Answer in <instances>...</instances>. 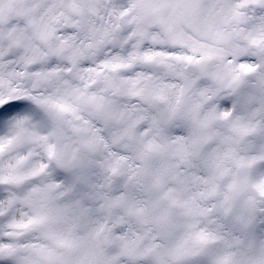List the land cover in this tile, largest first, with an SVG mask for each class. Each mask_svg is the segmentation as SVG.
I'll list each match as a JSON object with an SVG mask.
<instances>
[{"label":"snow or ice","instance_id":"snow-or-ice-1","mask_svg":"<svg viewBox=\"0 0 264 264\" xmlns=\"http://www.w3.org/2000/svg\"><path fill=\"white\" fill-rule=\"evenodd\" d=\"M0 264H264V0H0Z\"/></svg>","mask_w":264,"mask_h":264},{"label":"clouds","instance_id":"clouds-1","mask_svg":"<svg viewBox=\"0 0 264 264\" xmlns=\"http://www.w3.org/2000/svg\"><path fill=\"white\" fill-rule=\"evenodd\" d=\"M220 101H217V104H219ZM229 107L231 108L233 106V102L231 100L228 101Z\"/></svg>","mask_w":264,"mask_h":264}]
</instances>
